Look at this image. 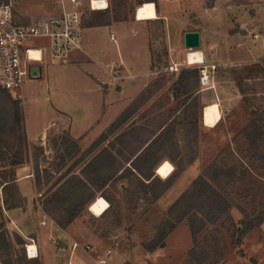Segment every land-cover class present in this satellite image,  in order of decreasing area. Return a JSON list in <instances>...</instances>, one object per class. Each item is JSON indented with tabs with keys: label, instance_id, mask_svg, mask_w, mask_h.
Wrapping results in <instances>:
<instances>
[{
	"label": "rangeland",
	"instance_id": "rangeland-1",
	"mask_svg": "<svg viewBox=\"0 0 264 264\" xmlns=\"http://www.w3.org/2000/svg\"><path fill=\"white\" fill-rule=\"evenodd\" d=\"M81 1L80 11L83 23L86 24L92 17H98L99 19L96 22L101 23L102 18L98 13L100 11L91 10L88 0ZM156 2L162 12L169 14L170 18L173 19L174 17L178 18V13L183 14L189 10L195 12L202 10L205 0H156ZM145 3L152 2L141 4L140 0H108L106 14L111 24L121 23L127 25L124 29L117 27L112 29L114 42L112 40L108 41L109 31H103L104 35L107 36L106 49L112 54L111 56L114 57L116 62H121L124 58L129 59V56L134 53L132 48L140 44L138 43V32L134 34V29L138 31V27L134 28L131 24L132 21H135L134 17L137 20V9ZM206 5L217 7L215 16L219 17L218 19L221 21L219 29L229 26V29L235 30L242 27V32L249 37L253 34L264 37V0H206ZM15 9V14L20 22L44 18L54 12L53 0H17ZM183 17L184 20L193 19V16L189 18L187 13ZM172 21L168 20L166 23L154 20L142 21L144 22L143 31L147 37L144 44L149 48L154 68L151 69V74H149L150 84L144 90L143 101L134 110V123L137 122L140 125L154 129H146L149 133H155L173 115L172 111H174L178 102L173 96L172 85L183 69H198L197 64H189L188 54L193 51H202V47L196 50L185 49L182 39L180 41L178 39V42L175 39H169L171 32H169L168 23L170 26ZM197 22L199 20H195L193 23ZM39 42L34 40L33 45ZM131 62H133L132 59ZM59 63L61 62H52L48 54L44 53L43 67L47 78L35 81L32 84L35 95L26 91V99L37 98L39 102H44L45 96L49 94L47 86L58 87L60 83L67 84L69 82L70 74L67 70L60 72ZM139 63L134 67L133 74L148 72L147 68L141 69ZM170 65L176 67L177 72H170L168 69ZM119 70V67L115 68V71ZM224 75L229 76V73L224 70L223 73L221 72V76ZM260 76V74H257L256 77L258 78L246 84L247 94L251 99L248 106L242 98L240 108L229 115V118L232 119L229 127L233 130V139L224 142L211 135H205L200 139L202 135H198L197 127L196 131H189L188 127L182 126L181 135L173 134L174 136L167 139V141L162 140L163 146L156 144L152 153L155 164L164 157L175 159L176 170L170 177L172 182L186 166L189 168L185 172L186 180L180 182L175 191L179 194L177 199L185 191L192 189L193 196L185 199L184 204L176 209V214L183 213L185 210L188 212L194 211V209L200 210L199 216L205 221V227L197 233L196 243H193L189 225L184 220L177 224L174 229V231L177 230L179 226V230L168 233L164 240V247L156 248L153 251L147 250L151 246V242L159 237L162 225L167 222L169 216L168 209L173 203L169 205H152L150 203L151 198L146 195V188L142 185L140 178L136 175L131 176L130 173L132 172L127 169L125 174L128 175V178L109 184V187L106 186L107 188L105 187L101 191H97L95 186H91V189L86 193L87 196L93 194L94 196L90 197V201L79 216L83 217L82 221L95 234V238H101L103 243L99 244L82 237L79 243L81 245L87 244L90 249H94L93 252H88L89 249L72 251V249L65 247L62 251H56L54 257L51 256L53 253L47 252V260L53 259V263L49 262V264H61L64 261L67 264L70 259L74 264H101V261L109 264L108 258L114 254L126 257L125 262L122 264H179L180 261H187L192 264H219L221 261L224 263L231 261L236 264L237 261L244 260L252 264L253 256L249 246H244V239H242L240 245L236 244V230L241 229L243 225L256 223L258 218L264 216V93H262L264 92V80H261ZM139 79L141 78L128 77L121 80L120 83L135 82ZM69 84V88L76 95L82 93L78 81L73 79ZM200 88L198 80L196 93ZM15 95L18 96V93L10 94L0 90V98L4 99V103L8 107L15 100ZM17 102L22 113L23 104L20 99ZM10 113L12 114L13 110ZM48 118L49 116H44L41 122L46 124ZM252 120H255L263 131L258 138H255V133L247 130ZM7 121L5 129L2 132L0 130V145L1 147L6 146L12 153L16 148L23 147L26 134L21 117L19 123L12 116L8 117ZM174 123H176V119L173 121ZM54 136L56 135H52V137ZM63 137V135H58L54 139L55 143L53 142V144L55 145H53V154L49 162L51 165L48 167L57 174L62 171L61 175L65 173V170L71 169V175H77L83 179L85 176L81 174L82 168L93 155L103 148H107L116 154L123 167L136 165L134 167L138 166V169H146L145 158H141L134 164L130 162L153 139V136L150 137V135H128L123 140H118V135H108V138L93 153L83 158L87 149L81 151L77 149L75 144L64 143ZM137 149L139 151L132 157L133 151ZM209 150L213 152L206 156L205 154ZM119 152L121 154L117 155ZM33 154L35 155L36 167H47V155L43 151L35 149ZM199 154L204 155V158L202 156L197 164L191 163L195 158H199ZM128 158H130V162L126 161ZM189 164L190 166H188ZM136 171L139 174L138 170ZM11 177V172L8 169L1 170V186L4 182H8ZM199 177L206 179L210 184V188L204 185L202 181L199 182ZM195 191L202 192V195L197 196ZM52 192L49 194L46 191L45 196L39 198V204L43 209H48L56 219L64 220L65 214L63 211L58 209L56 204L51 203ZM213 192L221 196L222 202L219 207L214 204L211 205L213 203L211 195L215 196ZM98 196L106 199L110 205L108 210L99 217L93 215L90 211L91 204L99 198ZM3 199L4 202H7L4 203L6 209L14 205H21V199L11 184L4 187ZM1 201L0 197V225L4 226L9 239L13 242V234L17 232L10 230L11 228L7 225L9 220L3 213ZM88 206L89 211L87 210ZM182 225L187 227L188 232H186V235L183 232L185 230H183L182 227L184 226ZM195 226L197 227L198 224L196 223ZM262 231L264 232V223ZM254 236L249 237L248 241L257 240V235ZM259 236V239H264L261 230ZM22 239L24 240L23 245L17 246L13 243L10 253L1 255L0 264H9L8 262H11V264H34L29 261L30 258L26 255L25 250V245L30 241L23 237ZM59 246H61V243ZM116 247L120 249L118 254L116 251L111 252ZM108 252L111 253L107 255ZM99 257H103L105 260L97 262ZM36 259L39 264H43L40 260V254L39 256L37 254Z\"/></svg>",
	"mask_w": 264,
	"mask_h": 264
},
{
	"label": "crops",
	"instance_id": "crops-1",
	"mask_svg": "<svg viewBox=\"0 0 264 264\" xmlns=\"http://www.w3.org/2000/svg\"><path fill=\"white\" fill-rule=\"evenodd\" d=\"M140 2L141 4L144 2L155 3V12L158 18L153 19L154 21L166 23L168 20H173L170 22V26L168 23L169 32H171L169 39H175L177 42L178 39L179 41L182 39L183 43V34L185 32L198 31L200 33L203 62H206V65L214 64L216 68L213 73L209 72L210 76H212V87L200 88L197 92L199 97V109L197 108L196 114L197 133L198 135H202L200 139L205 135H211L224 142L233 139V130L229 127L232 119L229 118V115L231 112L237 111L240 108L242 96L230 76H221V72L223 73L225 70L229 73V69L233 67L251 65L259 63L261 60L264 61V37L257 34H253L249 37L242 32V27L235 30L229 29V26L224 29H219L221 21H219V17L215 16L217 7L211 5L207 6L206 0L202 6V10L198 12L189 10L183 14L178 13V18L174 17L173 19L170 18L169 14L162 12L156 0H140ZM186 13L189 15V18L193 16V19L184 20L183 16ZM134 20L135 21H132L131 25L134 28L138 27V31L134 29V34L138 32L137 37L138 43L140 44L132 48L134 55L132 54L129 56L130 61L128 58H124L122 61L120 60L121 62H116L114 57L111 56L112 54L106 49L107 36L104 35L103 31H109L108 41L110 42L112 40L111 35H113L111 32L112 29L116 27L124 29L127 25L121 23L111 24L110 20L107 18V14L106 25L100 24L88 27L82 20V50L72 52L65 62L59 63L60 72L67 70L70 74L71 77L69 76L68 78L69 82L73 79L78 81L82 91L80 95H76V93L71 91L69 88L70 84L67 82V84L60 83L58 87L47 86L49 94L45 96L44 102H39L37 98L26 99L27 92L35 95L33 91L35 89L32 87V84L37 80L47 78L45 77L46 74L43 67L44 62L42 64L39 63L40 65L38 64V66L41 67L39 78L26 81L18 93V97L23 104L22 113L19 109V118L21 117L26 135L22 148H16L12 153H10V150L6 146L0 149V158L6 155L8 157L0 160V171L8 169L12 176L10 179L11 181L4 182L0 188L1 206L4 215L9 220L7 225L11 228L10 230L17 232L28 241L30 239L34 241L37 254L38 256L39 254L41 255L40 260L43 264H49V262L53 263V259L50 261L47 260V252L53 253L51 256L54 257L56 251H62L65 247L71 250L74 243H77L81 248L88 247L87 244L81 245L79 243L82 237H86V239L93 242L95 241L99 244L103 243L102 239H96L95 234L84 224L82 221L83 217L77 216L71 223L65 225L64 228H60L53 221L51 216L43 211V208L39 204V198H43L46 191L49 194L52 192H49V188L59 178L62 172H58L57 174L48 167L51 165L49 162L53 154V145H55L53 144V142L55 143L54 139L58 135H63L70 139L71 142L77 146V149L81 151L88 149L101 135L107 132L114 121L131 105L139 94L149 86L151 55L149 48L144 44L147 40L146 33L143 31L144 22L138 19L137 21L135 17ZM195 20H199V22L193 23ZM112 41L114 42L115 38H113ZM44 44V41H40L33 46L39 47ZM131 59L133 62H131ZM138 63L141 64V69L147 68L148 72L133 74L132 71H134V67H136ZM121 65L123 66L122 68L120 67ZM117 67L120 68L119 71H115ZM128 77H137L141 79L135 82L120 83L121 80ZM71 78L72 80H70ZM116 88H119V90ZM215 104L218 107L219 118L216 117L215 125L210 126L205 122V109ZM44 116H49L46 124L41 122ZM181 118L182 116L179 110L171 116L166 124L156 130L155 133H149L146 129H154L145 125H140L137 122L134 123L135 117L133 114L118 132H115L116 134L113 133L110 135H160L168 125L173 124L175 119L176 123L173 124L175 126L173 134L181 135V127L178 126V122ZM196 127L194 129L195 131ZM52 135L56 136L52 137ZM162 135H167V133ZM35 149L43 151L44 154L47 155V167L40 166V168L42 167V169H40L35 166V155L33 154ZM210 150L207 151L205 154L206 156L213 152ZM141 152L142 150L139 153ZM15 153L19 154V161L21 163L16 166H11L12 156ZM202 156L204 158V155L199 154V158H195L191 163L197 164ZM13 161L17 162L16 159H13ZM188 166H190V164ZM175 167V159L173 160L167 157L162 158L155 164V167L148 171V173L153 174L150 180L143 179L130 165H126L122 169H130V172H132L131 176L136 175L145 186H148L156 177H159L161 180L170 178L176 170ZM122 169L118 174L123 171ZM188 169L189 168L186 166L174 179L170 187L156 198H154L150 190L145 187L146 195L148 198H151L150 203L154 206L174 203L179 195L175 190L180 182L186 180L185 172ZM47 172L51 175L48 179L45 177ZM158 173L162 174L159 175ZM10 184L13 185L18 197L21 199V205L6 209L4 207L3 189ZM58 185H60V183ZM58 185L56 187H58ZM107 187L109 186L107 185ZM104 200L107 202L109 208V202L106 199ZM87 210L89 211V206ZM182 228L185 230L183 232L186 235V232H188L186 225ZM179 229L180 227L178 226L177 230ZM260 230L264 237L262 224L252 229L250 233L243 238L244 246H249V250H251V255L253 256L252 264H264V239H259ZM254 235H257V240H253L252 242L248 241V238ZM60 243L61 246H59ZM248 243H250L251 246L248 245ZM91 251L93 252L94 249H90L88 252ZM112 251H116L118 254L120 249L116 247L112 249L111 252ZM83 253L86 254L87 252ZM89 258L93 259L92 257ZM125 258L126 257L122 255L114 254L108 258V262L109 264H122L125 262ZM101 260H105V258L99 257L97 262ZM185 263L192 264L187 261H180L179 264ZM61 264H66V262L64 261ZM67 264L74 263L70 259ZM219 264L233 263L231 261L225 263L221 261ZM236 264L250 263L244 260L237 261Z\"/></svg>",
	"mask_w": 264,
	"mask_h": 264
},
{
	"label": "trees",
	"instance_id": "trees-1",
	"mask_svg": "<svg viewBox=\"0 0 264 264\" xmlns=\"http://www.w3.org/2000/svg\"><path fill=\"white\" fill-rule=\"evenodd\" d=\"M102 18L101 23H97L96 21L99 19L98 17H92L90 21L86 23V26L93 27L100 24L106 25V11H100L98 12ZM151 69L154 68V62L151 58ZM229 76L232 81H234L235 85L239 89V92L243 98V101L248 106V103L251 99H249V95L247 94L246 90V84L247 82L254 80L257 74H260L261 80H264V61L246 65V66H240V67H233L229 69ZM199 80V69H183L178 77L177 80L172 85V92L175 94V100L178 102L176 108L174 111H172V114L176 113L180 110V114L182 116V119L178 122V126L180 127H188L189 131H192L195 129L197 125V108L199 103V97L196 93V86L198 84ZM1 90V89H0ZM3 91V90H1ZM6 92V91H3ZM264 93V92H262ZM145 91H143L139 97L134 100L131 105L114 121V123L109 127L107 132L103 135H101L84 153V157H88L91 153H93L98 146H100L107 138L108 135L115 133L118 131L124 124L127 122V120L134 114V110L136 109V106L141 104L144 98ZM264 96V95H263ZM264 99V98H263ZM13 108H10V107ZM11 106L8 107L6 103H4V99L0 98V130L1 132L5 129L6 124L8 123L7 118L13 117L16 119V122L19 123V108H18V102L17 100H13L11 102ZM11 110H13V113L11 114ZM175 130V126L172 124L168 125L161 133L160 135H150V137L153 136V139L147 144V146L142 150L141 153H139L132 161L131 163L134 164L137 161H139L141 158H145L144 164L147 167L146 169H138L139 167H134L135 170H138L139 174L142 176L145 180H150L153 176L152 173H148V171L155 167V163L153 162V151L156 146V144H159V146H163V142L167 141L170 137L174 135L173 134ZM248 131H252L255 133V138H258L260 134H262V129L258 125V123L255 120H252L248 127ZM164 133H167V135H162ZM128 135H118V140H123ZM63 142L67 143L70 141L67 137H63ZM150 139V138H149ZM148 139V140H149ZM63 143V144H64ZM0 145V149H1ZM139 151V149L133 151L132 157L135 156V154ZM121 154L120 152L117 153V155ZM5 159V157H1L0 160ZM13 159H16L17 162H14ZM127 162L130 161V158L126 159ZM19 161V154L15 153L12 156V162L10 163L11 166H16L20 164ZM123 168V165H121V162L117 159L116 154H114L112 151H110L107 148L101 149L98 153H96L82 168L81 174L82 176H85L84 179L81 177H78L77 175H71V169H68L65 171L64 174H62L49 188V192H52V204H56L58 209L62 210L65 214L64 220L56 219L50 211L47 209H43V211L51 216L53 221L60 227L64 228L65 225L71 223L77 216L80 215V213L84 210L86 204L90 201L91 196H87L86 193L88 190L91 189V186L94 187L97 191H101L104 189L107 185L112 183H117L119 180H124L128 178V175L125 174V171L128 169H124L120 174H118L121 169ZM149 168V169H148ZM130 170V169H128ZM131 174V173H130ZM161 175L162 173H158ZM51 175L47 172V175L45 176L47 179ZM130 176V175H129ZM11 181V180H10ZM199 182H203L204 185L208 186L210 188V184L206 181V179H203L202 177H199ZM197 181V182H198ZM60 183V185H58ZM172 183V178H168L166 180H161L159 177H156L151 181V183L148 186H145L144 183L142 184L144 187H147L150 192L153 194L154 197H158L161 193H163L165 190H167ZM58 185V187H56ZM1 186V183H0ZM193 190V189H192ZM192 190L185 191L168 209L169 216L167 217V222L162 225L161 233L159 234V237L151 242V246L147 248L148 251H153L156 248H162L164 247V240L166 239L168 233L174 231L176 228V225L181 223L182 221H187L190 233L192 236L193 243H196V236L197 233L205 227V221L202 219L200 214V210L194 211H186L181 212L179 214H176V209L181 207L182 204H184L185 199L187 197L192 198ZM197 192V196H201L202 192L195 191V194ZM214 193V192H213ZM215 196L211 195V201L213 202L211 205H216V207L221 206V196L219 194L214 193ZM219 200H218V199ZM7 203L6 201L4 202ZM50 203V202H49ZM50 203V204H51ZM90 205V204H89ZM92 205V204H91ZM16 206V205H14ZM13 206V207H14ZM48 206V204H47ZM196 223L198 226L196 227ZM264 223V216L261 218H258L256 223H249L246 225H243L241 229L236 230L237 237H236V244H241L242 239L254 228H257L261 226ZM235 237V235H233ZM13 243L17 246L23 245L24 240L20 235L17 233L13 234V242L9 239V235L7 231L4 229L3 225H0V257L3 253L9 254L10 250L13 248ZM30 262H33L34 264H39L38 260L36 258H32L29 260ZM11 264V262H8Z\"/></svg>",
	"mask_w": 264,
	"mask_h": 264
},
{
	"label": "built area",
	"instance_id": "built-area-1",
	"mask_svg": "<svg viewBox=\"0 0 264 264\" xmlns=\"http://www.w3.org/2000/svg\"><path fill=\"white\" fill-rule=\"evenodd\" d=\"M16 1L0 0V89L10 94L19 93L27 80L39 78L40 72L31 73L30 69L44 62V53L48 54L52 62H65L72 52L81 51L83 47L81 0H53L54 12L51 15L27 22H20L15 14ZM96 1L105 2L103 7L96 10L108 8L107 0ZM88 5L93 10L92 0L88 1ZM113 38L111 35L112 40ZM34 40L44 41L45 44L33 46ZM36 52L40 53L39 60L33 56ZM197 65L200 87H212L209 72L213 73L216 65H206L204 62ZM168 69L170 72L178 70L171 65ZM14 99L18 100L19 97L15 95ZM29 241L25 245L26 255L35 252L37 257L36 245L32 239ZM76 249L84 251L90 250V247L81 248L74 243L72 250ZM100 263L105 264V261Z\"/></svg>",
	"mask_w": 264,
	"mask_h": 264
},
{
	"label": "bare ground",
	"instance_id": "bare-ground-1",
	"mask_svg": "<svg viewBox=\"0 0 264 264\" xmlns=\"http://www.w3.org/2000/svg\"><path fill=\"white\" fill-rule=\"evenodd\" d=\"M104 5H105L104 1L98 2L96 0H92V9L93 10L100 9V7H103ZM156 14L157 13L155 12V4L154 3H145L140 8L137 9L136 18L139 21H148V20L157 19L158 17ZM192 50H196V49H192ZM33 56L36 60L40 59V53L39 52L33 53ZM188 62L190 65L202 63L203 62V56H202L201 51L190 52L188 54ZM218 114H219V112H218V107L216 104L208 106L205 109V122H206V124L210 125V126L215 125L216 117H218ZM107 207H108L107 202L103 198L99 197L90 206V211L93 215L99 217L102 214H104L103 212H105ZM33 249H35V248L33 247ZM34 257H36L35 252H30L29 258H34Z\"/></svg>",
	"mask_w": 264,
	"mask_h": 264
},
{
	"label": "water",
	"instance_id": "water-1",
	"mask_svg": "<svg viewBox=\"0 0 264 264\" xmlns=\"http://www.w3.org/2000/svg\"><path fill=\"white\" fill-rule=\"evenodd\" d=\"M183 47L187 50L199 49L201 47L200 33L198 31H187L183 34ZM41 68L39 66L32 67L31 73L38 74ZM119 90V88H117ZM175 97V95L173 94Z\"/></svg>",
	"mask_w": 264,
	"mask_h": 264
}]
</instances>
